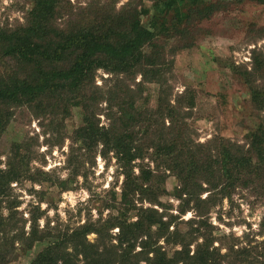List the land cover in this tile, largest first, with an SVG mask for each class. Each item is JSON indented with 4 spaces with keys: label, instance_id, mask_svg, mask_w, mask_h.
<instances>
[{
    "label": "rangeland",
    "instance_id": "374dc122",
    "mask_svg": "<svg viewBox=\"0 0 264 264\" xmlns=\"http://www.w3.org/2000/svg\"><path fill=\"white\" fill-rule=\"evenodd\" d=\"M33 1L0 0V26L14 28L26 23ZM139 2L151 3L60 0L52 20L57 27H71L82 16L90 19L96 8L117 12ZM209 3L218 9L208 17L194 15L182 25L185 38L171 36V31L157 38L156 49L145 47L146 54L157 56L162 82H142L138 73L113 74L99 68L80 97L48 96L36 104L11 108L10 122L0 136V185L5 187L0 211L3 217L9 213L13 217L8 231L0 232L6 264H29L46 242L59 237L64 229L85 221H104L118 213L124 178L113 153L103 154L100 142L87 147L77 140L76 133L85 124V116L98 127L109 128L118 119L123 98L133 100L135 109L143 113V126L133 128L137 131L134 143L144 154L133 161L134 174L149 177L147 183L160 202L141 201L135 194L137 205L156 208L163 220L171 221L170 230H187L186 220L201 213L212 246L227 254L221 264H264V190L255 184H239L228 186L230 195L222 197V181L216 188L202 183L196 205L194 200L187 201L185 194L176 196L181 192L179 179L161 162L152 160L153 149L148 147L154 133L169 125L168 113L174 115L173 122L181 127L185 142L199 153L211 150L215 154L221 143L246 149L248 132L259 123L264 126V110L253 109L248 83L242 77L244 69L255 62L264 70V2L196 0L197 6ZM13 64L8 57H0V73ZM8 163L22 166L21 172L9 168ZM182 208L184 213H180ZM135 216L131 210L127 218L134 220ZM116 231L117 227L112 228L109 236ZM86 238L94 243L97 236L89 233ZM107 239L104 242L108 244ZM193 247L194 243L190 249ZM66 250L72 252L71 246Z\"/></svg>",
    "mask_w": 264,
    "mask_h": 264
},
{
    "label": "trees",
    "instance_id": "16d2710c",
    "mask_svg": "<svg viewBox=\"0 0 264 264\" xmlns=\"http://www.w3.org/2000/svg\"><path fill=\"white\" fill-rule=\"evenodd\" d=\"M59 1L34 0L26 23L14 28L0 26V57L14 61L0 73V136L10 122L12 107L36 104L48 96L68 100L80 97L99 68L113 74L134 76L138 73L142 82H162L157 56L152 52L146 54L145 47L156 49L157 38L171 31L174 32L171 36L185 38L184 30L180 29L182 25L188 24L194 15L208 17L218 9L213 3L197 6L196 0H150L149 4L124 5L117 12L96 8L97 11L90 12V19L82 16L73 26L62 28L55 26L52 20L57 15ZM142 17L147 19L142 21ZM261 68V63L255 62L242 73L256 111L264 110V82H261L264 70ZM133 103V100L122 99L118 119L109 128L98 127L85 116V124L76 133L77 140L87 147L100 142L103 154L113 153L124 178L116 206L118 213L104 221H85L75 228L64 229L59 237L47 241L29 264H47L48 261L50 264H78V261L80 264H221L226 257L227 254H220L219 249L212 246L213 240L211 234L204 231L206 223L201 213L196 214L198 218L186 220L187 230L178 227L170 230L171 221L163 220L156 208L137 205L133 199L138 194L141 201L160 204L158 195L147 183L149 177L134 174L133 161L144 154L143 148L134 143L137 131H133L135 125L143 126L140 121L143 113L135 109ZM168 117L169 125L154 133L148 147L153 149L152 160L161 162L160 165L173 171L179 179L181 192L176 196L185 194L187 201L194 200L197 205L200 200L197 190L202 189L201 184L216 188L221 181L222 197L229 196L230 187L239 184L244 187L255 184L264 190L263 123L248 132L246 149L221 143L213 154L211 150L199 153L191 149L182 136L181 127L174 124V115L168 113ZM8 167L22 169L10 163ZM140 172L144 173L142 168ZM4 191L5 187L0 185V195ZM131 210H135L134 220L127 218ZM184 211L182 208L180 213ZM12 220L11 213L3 217L0 211V232L8 231ZM115 227L117 231L109 236ZM89 233L96 234V242L87 240ZM68 246L72 252L66 250ZM0 264H6L1 250Z\"/></svg>",
    "mask_w": 264,
    "mask_h": 264
}]
</instances>
